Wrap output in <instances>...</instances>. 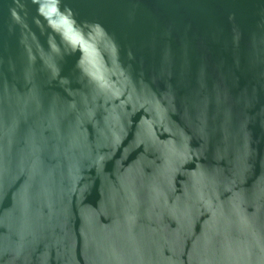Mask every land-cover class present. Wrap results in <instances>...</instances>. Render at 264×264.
Segmentation results:
<instances>
[{
  "label": "water",
  "instance_id": "water-1",
  "mask_svg": "<svg viewBox=\"0 0 264 264\" xmlns=\"http://www.w3.org/2000/svg\"><path fill=\"white\" fill-rule=\"evenodd\" d=\"M0 264H264V0H0Z\"/></svg>",
  "mask_w": 264,
  "mask_h": 264
}]
</instances>
